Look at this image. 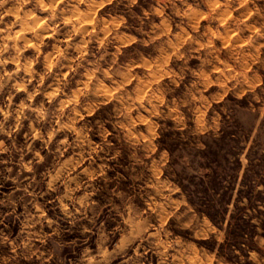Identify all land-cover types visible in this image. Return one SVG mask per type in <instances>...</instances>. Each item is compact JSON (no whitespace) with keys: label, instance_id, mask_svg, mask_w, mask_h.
Here are the masks:
<instances>
[{"label":"rangeland","instance_id":"1","mask_svg":"<svg viewBox=\"0 0 264 264\" xmlns=\"http://www.w3.org/2000/svg\"><path fill=\"white\" fill-rule=\"evenodd\" d=\"M0 264H264V0H0Z\"/></svg>","mask_w":264,"mask_h":264},{"label":"trees","instance_id":"2","mask_svg":"<svg viewBox=\"0 0 264 264\" xmlns=\"http://www.w3.org/2000/svg\"><path fill=\"white\" fill-rule=\"evenodd\" d=\"M199 212L206 215L212 222L214 221V216L209 212V209H200Z\"/></svg>","mask_w":264,"mask_h":264},{"label":"bare ground","instance_id":"3","mask_svg":"<svg viewBox=\"0 0 264 264\" xmlns=\"http://www.w3.org/2000/svg\"><path fill=\"white\" fill-rule=\"evenodd\" d=\"M84 25V24H83ZM85 26V25H84Z\"/></svg>","mask_w":264,"mask_h":264}]
</instances>
